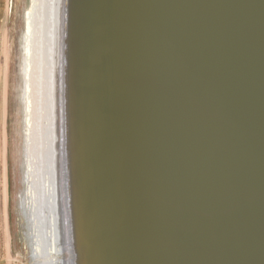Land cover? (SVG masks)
Instances as JSON below:
<instances>
[{"label":"water","instance_id":"95a60500","mask_svg":"<svg viewBox=\"0 0 264 264\" xmlns=\"http://www.w3.org/2000/svg\"><path fill=\"white\" fill-rule=\"evenodd\" d=\"M99 264H264V0H84Z\"/></svg>","mask_w":264,"mask_h":264},{"label":"bare ground","instance_id":"6f19581e","mask_svg":"<svg viewBox=\"0 0 264 264\" xmlns=\"http://www.w3.org/2000/svg\"><path fill=\"white\" fill-rule=\"evenodd\" d=\"M83 1L31 0L24 13L27 32L24 35L22 52L24 60L22 137L27 149L33 145V150L29 148L32 153L27 152V157L33 160L29 158L26 160L28 169L24 178L28 186L22 196L21 206L31 228L28 238L33 264H83V256L87 260L86 264H99L96 240L88 214L87 186L84 177V101L79 78ZM37 3L42 14L40 19V11L38 17H35ZM44 27L49 29L51 47L49 62L52 65L49 67L42 59L44 54L40 53L41 59L37 64L38 70L43 69V72L39 80L40 74L39 79H36L35 68L38 60L35 64L34 60L38 57V50H41L43 44V39L40 38H46L40 33ZM35 46L39 48L37 55ZM5 71L4 68L5 91L0 110L3 126L1 207L8 260L11 261L7 207L8 88ZM39 126L44 128L45 148L41 143L43 140L40 142ZM37 141L41 144L38 145Z\"/></svg>","mask_w":264,"mask_h":264},{"label":"rangeland","instance_id":"374dc122","mask_svg":"<svg viewBox=\"0 0 264 264\" xmlns=\"http://www.w3.org/2000/svg\"><path fill=\"white\" fill-rule=\"evenodd\" d=\"M30 4H31V0H0V110L2 108L1 106H2V101L4 99V91H5V88L3 86V69L5 68L6 69L5 71L6 82H7V88H8V94H7L8 95L7 170H8V195L9 196H8V206L7 207H8V216H9L8 217V229H9V234H10V255H11V261H10L8 260V252L6 249L4 219H3L2 207H1L2 179H3L2 178L3 177V160L1 157V150H2V141H3V126H2L1 116H0V264H33L30 258L31 253L29 249L30 248L29 231L31 228L28 226V219L26 215L24 214L22 210V206H21L22 196L25 193L26 188L28 186L24 178L26 176V171L28 169L27 161L29 157L27 156L29 153L31 154L32 153L31 150H33L32 144H31V147H28L27 149L24 138L22 137V134H23V130H22L23 129L22 128L23 99H22V96H23V87H24V75H23L24 74L23 72L24 60L22 57V52H23V41H24L23 39H24L25 33L27 32V23L24 17L25 16L24 13H26V9L30 6ZM39 11L40 9L38 8V3H37V8L35 12L36 18L38 17ZM41 15L42 14L40 11L39 19ZM38 27H40V25ZM40 33L43 36L45 35L46 38L45 39L40 38V40L43 39L41 50H38L39 48L35 46L36 47L35 54L37 55V50H38V55H37L38 57L36 58V60H34V64H35V61L38 60L35 65L37 67L35 68L37 71L36 79H39V74H40L39 80H41V73L43 72V69L40 71V68H39L38 70V66H39L38 64L41 59L40 53L44 54V56H42L43 61H46L49 67L50 65H52L49 62V59H50L49 52H50L51 47L49 45L50 34H49L48 27H44L43 29H41ZM37 38L39 39V32H38ZM52 38L53 40L55 39L54 37ZM54 43L55 42H53V48H54ZM41 66L42 67L44 66L42 63V60H41ZM39 124L41 123L39 122ZM39 127H40V132H41L39 135L41 138L40 142L41 140H43V142L41 143L43 144L42 145L43 148H45L46 146L45 137L46 136L43 131L44 128L41 126ZM41 143L37 141L38 145H40ZM29 148L31 150H29ZM29 159L31 161L33 160V158H29ZM23 161L25 162L24 164H23ZM77 169H78V166H77ZM31 170H33V167H31ZM35 187H37L36 184H35ZM82 228H83V225H82ZM83 235H84V230H83ZM90 246H91L90 261H92V257H93L92 244ZM82 259H83V264L84 262L86 264L87 262L86 258L83 256Z\"/></svg>","mask_w":264,"mask_h":264}]
</instances>
